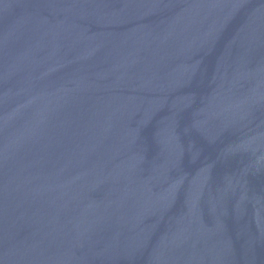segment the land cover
<instances>
[{
  "label": "water",
  "instance_id": "water-1",
  "mask_svg": "<svg viewBox=\"0 0 264 264\" xmlns=\"http://www.w3.org/2000/svg\"><path fill=\"white\" fill-rule=\"evenodd\" d=\"M0 264H264V0H0Z\"/></svg>",
  "mask_w": 264,
  "mask_h": 264
}]
</instances>
